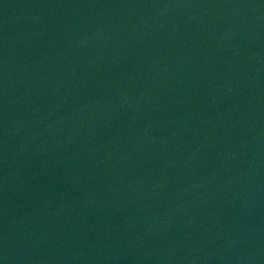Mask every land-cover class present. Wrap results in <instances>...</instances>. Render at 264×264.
Wrapping results in <instances>:
<instances>
[{
    "label": "water",
    "instance_id": "obj_1",
    "mask_svg": "<svg viewBox=\"0 0 264 264\" xmlns=\"http://www.w3.org/2000/svg\"><path fill=\"white\" fill-rule=\"evenodd\" d=\"M0 264H264V0H0Z\"/></svg>",
    "mask_w": 264,
    "mask_h": 264
}]
</instances>
